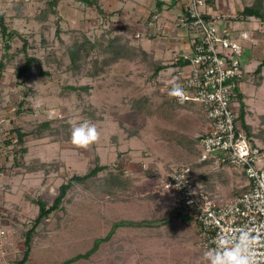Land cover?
<instances>
[{
  "label": "rangeland",
  "instance_id": "obj_1",
  "mask_svg": "<svg viewBox=\"0 0 264 264\" xmlns=\"http://www.w3.org/2000/svg\"><path fill=\"white\" fill-rule=\"evenodd\" d=\"M76 1L60 0L49 13L48 0H0L7 26L18 31L7 56L0 36V60L6 62L0 78V120H5L0 124V144L15 141V133L9 131L19 126L27 133L23 162L35 167L29 172L17 166L11 147L7 157L0 156L2 198L11 213L7 258L23 257L25 233L39 208L31 199L51 204L64 181L75 173H89L97 161L108 168L73 186L63 208L42 221L27 264H63L90 250L121 220H148L154 225L117 227L89 257L70 264H211L212 254L198 246L196 222L172 217L161 224L177 203L163 179L170 169L190 165L198 187L224 202L245 188L244 175L203 159L200 137L205 121L199 106L179 104L170 95L173 69L183 64L177 53L154 47L142 24L134 23L128 33L125 23L116 25L117 17H93L90 8ZM213 1L209 6L220 16L217 25L228 20L230 28L240 29L238 12L255 0ZM167 11L179 12L175 7ZM247 21L257 27L249 29L259 39L253 45L259 65L264 59V21L255 17ZM163 38L159 34L157 44ZM182 41L176 39L175 46ZM77 44L82 48L78 67L73 68L71 51ZM117 44L129 48L125 57L114 60ZM26 55L37 61L26 75L17 77ZM159 61L175 64L154 75ZM256 68L247 74L243 88L248 92L249 84L255 87L246 96L252 111V125L248 124L252 132L256 125L263 134L264 75L263 70L255 74ZM48 120L50 128L37 136L34 131ZM84 122L95 125L100 134L87 150L71 142L73 129ZM253 135L260 139L259 133ZM112 175L121 183H113Z\"/></svg>",
  "mask_w": 264,
  "mask_h": 264
},
{
  "label": "built area",
  "instance_id": "obj_2",
  "mask_svg": "<svg viewBox=\"0 0 264 264\" xmlns=\"http://www.w3.org/2000/svg\"><path fill=\"white\" fill-rule=\"evenodd\" d=\"M178 2L181 11L176 24L187 31L191 54L179 55L183 64L173 69L168 86L171 91L179 89L175 101L197 104L203 114V159L237 169L247 185L220 202L194 183L193 168L185 165L168 171L164 187L174 195L180 211L196 222L201 249L214 255L250 241L255 264H264V147L242 127L237 120L240 106L235 108L237 91L247 73L243 59L252 39L247 30L230 28L228 20L217 25L220 16L214 14L208 0ZM3 122L1 119L0 124ZM2 197L0 185V264H18L14 255L7 258L11 213Z\"/></svg>",
  "mask_w": 264,
  "mask_h": 264
},
{
  "label": "trees",
  "instance_id": "obj_3",
  "mask_svg": "<svg viewBox=\"0 0 264 264\" xmlns=\"http://www.w3.org/2000/svg\"><path fill=\"white\" fill-rule=\"evenodd\" d=\"M59 1L60 0H48L47 7L50 8L48 11L49 13L54 11V9L52 7L56 6L59 3ZM77 1L83 2L85 4V6H88V7H93L94 5H97L96 0H77ZM213 2H214L213 0H208V3L213 4ZM251 17H255L257 19L264 21V0H255L252 4L245 6L242 10H240L238 12V17L236 18V20H246V19H249ZM15 35H18V31L10 29L7 26L6 15L0 9V36L4 42V49L6 52L5 53L6 56L8 55V52L12 48L11 41L13 40ZM113 42L114 41H112V43H110V47L113 46ZM117 45L118 46H115L116 50H114V60L119 59L121 57H125L126 56L125 53L128 51L127 49L129 48V46L127 44H125V45L117 44ZM26 46H27V44H24V46H23V50H25V52H26V48H27ZM81 48H82V46L80 44H77L74 47V49L71 51L73 68L78 67L77 59L80 57L79 51ZM151 57L153 60V56H151ZM34 61H37L36 57L26 55L24 65L19 67L17 72H16L17 77H21V76L26 75L27 72H29L32 69V64ZM178 61H181V59H178ZM174 64L175 63L164 64V62L159 61L155 67L154 75L159 74L162 70L167 69V68L173 66ZM5 65H6V62H4V60L2 58L0 60V78L2 77V73H3V70L5 68ZM263 67H264V59L257 66V68L255 70V74L261 73L263 70ZM237 99L239 100V103H240L237 120L240 121L242 127L244 129H246V131L248 132L249 135H253L252 130H251L252 127L246 121L247 111H246V104L243 100L244 95L239 90L237 91ZM17 113H20V109L17 111ZM50 125H51V120L50 121L49 120L44 121L39 125L38 131L36 130V132L34 131V133H36L37 136L41 137L43 135L44 130L50 128ZM9 132L15 133L16 140L14 141L12 138L5 140L4 141V147L6 146L7 148H9V146H12V149L10 151H12L14 154L15 164L17 166H20V167L25 166L29 172L34 171L35 170L34 165L25 164V161L23 162L25 155L28 153V148H27V146H25V136L27 135V133L22 131L19 126H15ZM107 168H108V165H100L96 161L93 168L91 169V171L89 173H85V174L75 173V174H73L71 177H69L66 181H64L59 186L58 195L53 200V202L51 204H49L46 200L41 199V198L31 199L32 202L39 207L38 208V214L35 217L34 223L31 226V228L29 230H27V232L25 233V240H24L25 250L23 251V257L16 259L18 264H27V262L29 261L30 253H31L32 248H33V239H34V236L38 230V227L40 226L42 221L49 218V216L53 212L63 208V203L65 202L67 194L71 190V188L77 184H85L90 178L96 176L100 171L107 169ZM111 179H112L111 181L113 183H119V182L121 183V179L118 176L112 175ZM193 181L197 185V179H196L195 175H194ZM172 217H179L180 219L185 220V221H188L190 219L192 220V218L189 215L184 214L182 211H180V209L176 205L172 209L170 215H168L166 218H162L161 224L171 222ZM151 222L152 221H148V220L146 222L144 221L141 223L140 222L137 223V222H133V221H126V220H121V221L115 222L113 224L111 230L107 234V236H105L104 238H97L94 242L93 247L90 250H88L85 253L78 254L76 256H73V257L65 260L63 262V264H70V263H72L78 259L89 257V255L91 253H93L95 250L98 249L101 242L107 241L111 238L114 230L117 229V227H121V226H125V225H132V226L137 225L138 226V225H143V224L144 225H150V226L154 225V223L151 224Z\"/></svg>",
  "mask_w": 264,
  "mask_h": 264
},
{
  "label": "crops",
  "instance_id": "obj_4",
  "mask_svg": "<svg viewBox=\"0 0 264 264\" xmlns=\"http://www.w3.org/2000/svg\"><path fill=\"white\" fill-rule=\"evenodd\" d=\"M97 1V0H96ZM101 1V0H100ZM105 1L104 4L97 3V5H94L89 10L91 12H94L93 17L96 16H109V17H117L115 20L118 22L116 25L119 26V24L125 23V27L128 33L129 30L134 28V23L142 24L144 26V32L147 36L153 37V40L155 41L154 47H157L158 49H167L170 48L174 50V52L177 53L176 57L178 58L179 55H181L183 52L188 50L189 47V37L187 35V31L179 27L176 24V19L181 11V3L178 2V0H103ZM79 2V1H76ZM82 3V2H80ZM171 7H175L176 10L179 12L172 13L167 11L168 9H171ZM83 19V18H82ZM81 19V20H82ZM80 20V21H81ZM246 20H241V29H245L249 32L250 37L252 39V43H249V46H247L243 64L246 67L247 73L244 78V81L242 82L240 92L244 94V102L247 106V114H246V121L247 123L251 124L249 120V114L252 113L248 106V101L246 100V96L253 94L255 87L251 84H247L249 86V91L246 92L243 88L245 85L246 77L248 76L249 72L253 67H257V63L259 61H255V57L259 53H255L254 51V44L258 37H255V35L251 32L249 28L257 29V27L254 26L253 22H249ZM143 33V32H142ZM162 34L165 38L161 41V44H157L158 41V35ZM182 38L181 45L176 47V39ZM174 55V53L172 54ZM264 75V69L263 73ZM264 118V116L262 117ZM252 125V124H251ZM255 129L253 130V134H260V139H256V141L264 147V133L262 134V130L259 126L255 125ZM254 137V135H253ZM255 138V137H254ZM4 145V144H3ZM12 148V146H9V148ZM7 147H3L0 144V153H2L0 156L7 157L8 155ZM0 166L2 164L0 163ZM3 169V168H2ZM3 178V177H2ZM245 185H247V181L245 179ZM4 195V193H3Z\"/></svg>",
  "mask_w": 264,
  "mask_h": 264
},
{
  "label": "clouds",
  "instance_id": "obj_5",
  "mask_svg": "<svg viewBox=\"0 0 264 264\" xmlns=\"http://www.w3.org/2000/svg\"><path fill=\"white\" fill-rule=\"evenodd\" d=\"M170 95L179 97V89H173ZM99 136L100 134L95 125L84 122L73 129L71 142L75 147L87 150L92 144L99 140ZM250 249V241L242 242L230 251H225L223 253L217 252L214 255H210L211 264H255Z\"/></svg>",
  "mask_w": 264,
  "mask_h": 264
},
{
  "label": "water",
  "instance_id": "obj_6",
  "mask_svg": "<svg viewBox=\"0 0 264 264\" xmlns=\"http://www.w3.org/2000/svg\"><path fill=\"white\" fill-rule=\"evenodd\" d=\"M185 63H188V60H185Z\"/></svg>",
  "mask_w": 264,
  "mask_h": 264
}]
</instances>
